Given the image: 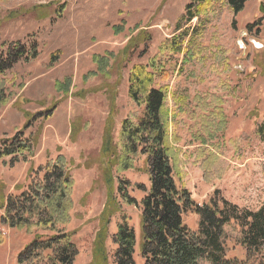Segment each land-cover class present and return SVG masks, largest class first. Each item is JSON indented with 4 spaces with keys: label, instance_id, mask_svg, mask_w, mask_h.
Returning <instances> with one entry per match:
<instances>
[{
    "label": "rangeland",
    "instance_id": "obj_1",
    "mask_svg": "<svg viewBox=\"0 0 264 264\" xmlns=\"http://www.w3.org/2000/svg\"><path fill=\"white\" fill-rule=\"evenodd\" d=\"M188 4L189 0H0V54L17 45L37 54L0 77L6 97L0 108V148L15 136L32 146L31 155L15 163L9 157L0 160V188L4 200L16 196L31 180L41 178L46 164L57 156L71 161V219L63 230L72 233L78 250L73 264L90 263L97 218L106 201L108 187L100 164L106 119L112 122L107 151L114 161L123 145L121 123L142 114L143 107L128 97V76L135 65L153 63L152 87L166 93L172 112L169 133L182 151V177H176V185L199 205L215 191L241 210L256 212L264 205V0H250L237 16L224 4H208L190 22L184 19ZM141 33L143 38L121 62L128 40ZM110 53L113 57L105 60L108 72L89 76L96 71L93 56ZM57 83H68L67 91L60 93ZM200 150L222 162L220 176L211 169V179L204 178ZM117 169L112 168L113 188L116 177L128 181V194L139 203L144 194L137 187H149L145 157H134L128 171ZM120 205L108 228L109 264L116 249L111 237L122 216L136 234L134 264H143L138 254L140 206ZM183 221L196 231L195 216L185 215ZM14 233L0 226L6 237L0 245V264H17L26 245L25 234ZM224 233L225 259L253 264L245 261L239 227L231 223ZM199 264L210 263L202 259Z\"/></svg>",
    "mask_w": 264,
    "mask_h": 264
},
{
    "label": "trees",
    "instance_id": "obj_2",
    "mask_svg": "<svg viewBox=\"0 0 264 264\" xmlns=\"http://www.w3.org/2000/svg\"><path fill=\"white\" fill-rule=\"evenodd\" d=\"M249 1L189 0L184 19L187 22L196 19L200 7L213 3L224 4L233 16H237ZM143 35L141 33L128 40L127 46L119 55L121 62L130 48H136L135 43ZM36 57L35 49L27 52L20 45L8 47L4 54H0V77L20 61H32ZM111 57V53L108 57L93 56L97 66L96 71L90 72L89 76L106 74L108 61L105 60ZM152 64L135 65L130 70L128 97L143 109L135 121L125 119L121 123L120 137L123 145L120 156L114 161L107 151L112 122L110 118L106 119L100 164L108 191L104 207L97 218V231L89 264H109L106 247L108 228L111 219L120 213V203L140 206L138 254L143 264H199L202 259L210 264H238L225 259L224 228L231 223L240 229V245L245 251V261L264 264V205L256 212L241 210L222 198L219 191L213 192L208 202L199 205L192 200L186 189L176 185V177H182V151L175 147L176 136L169 133L172 112L166 93L152 87L155 77ZM68 85L57 83L55 88L63 93L67 91ZM5 100L0 86V108ZM31 148L28 139L15 136L0 148V160L9 157L11 163H15L24 154L31 155ZM198 153L205 158L200 164L204 178L210 180L212 173L216 172L219 176L223 173L222 162H218L215 156H207V150H200ZM137 155L145 157L149 182L148 189L137 187L144 194L139 203L129 196L128 181L116 177L117 185L113 188L112 175L114 166L120 173L130 170L133 158ZM70 169L71 161L59 155L53 162L46 164L41 178L31 180L24 190L17 189L21 191L16 196H8L4 200L1 186L0 226L13 233L25 234L23 236L27 238L25 247L17 256V264L74 263L78 250L72 241V233L63 230L71 219L73 181ZM185 215L197 218L195 232L184 224ZM39 232L50 235L45 236ZM5 238V235L0 234V245H4ZM111 240L116 247L112 254L113 264H134L137 239L126 217H121Z\"/></svg>",
    "mask_w": 264,
    "mask_h": 264
},
{
    "label": "water",
    "instance_id": "obj_3",
    "mask_svg": "<svg viewBox=\"0 0 264 264\" xmlns=\"http://www.w3.org/2000/svg\"><path fill=\"white\" fill-rule=\"evenodd\" d=\"M260 13L264 14V8L262 6L260 7Z\"/></svg>",
    "mask_w": 264,
    "mask_h": 264
},
{
    "label": "bare ground",
    "instance_id": "obj_4",
    "mask_svg": "<svg viewBox=\"0 0 264 264\" xmlns=\"http://www.w3.org/2000/svg\"><path fill=\"white\" fill-rule=\"evenodd\" d=\"M167 114V113H166Z\"/></svg>",
    "mask_w": 264,
    "mask_h": 264
}]
</instances>
